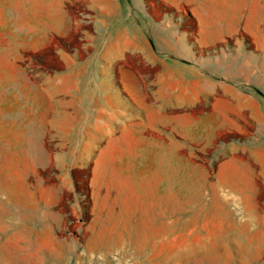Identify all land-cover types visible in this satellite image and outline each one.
Instances as JSON below:
<instances>
[{
    "label": "crops",
    "instance_id": "obj_1",
    "mask_svg": "<svg viewBox=\"0 0 264 264\" xmlns=\"http://www.w3.org/2000/svg\"><path fill=\"white\" fill-rule=\"evenodd\" d=\"M80 21L92 23L82 35L91 48L88 62L76 66L72 56L62 57L65 66L43 91L23 100L50 104L40 118L72 150L84 144L102 152L93 182L95 219L104 211L107 225L124 224L130 208L143 216L146 189L159 206L162 184L168 194L176 190L177 151L185 142L209 147L249 121L264 134L262 99L240 79L210 73L200 55L241 36L264 39V0H0V69L21 50L44 51L75 38ZM7 78L12 84L17 75ZM248 85L261 87L257 78ZM224 149L229 154L211 192L219 199L225 192L255 198L252 160L236 155L240 145ZM249 153L264 176V143ZM144 167L152 169L147 176Z\"/></svg>",
    "mask_w": 264,
    "mask_h": 264
},
{
    "label": "rangeland",
    "instance_id": "obj_2",
    "mask_svg": "<svg viewBox=\"0 0 264 264\" xmlns=\"http://www.w3.org/2000/svg\"><path fill=\"white\" fill-rule=\"evenodd\" d=\"M78 23L75 38L44 51L21 50L0 69V264H264V176L249 153L264 134L253 121L240 133L216 136L209 147L185 142L177 151L176 190L168 194L162 184L157 206L146 189L143 216L130 208L124 224L107 225L104 211L95 219L93 182L102 152L84 144L72 150L40 118L50 104L23 100L43 91L65 66L62 57L72 56L76 66L88 62L91 48L82 35L92 23ZM200 55L210 73L245 82L264 106V39L241 36ZM14 74L11 84L7 77ZM255 78L258 89L248 85ZM228 143L240 145L236 155L254 164L259 190L253 199L211 192ZM151 170L142 169L145 176Z\"/></svg>",
    "mask_w": 264,
    "mask_h": 264
}]
</instances>
